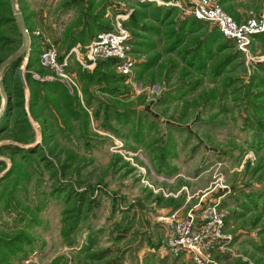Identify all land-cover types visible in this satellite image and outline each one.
Segmentation results:
<instances>
[{"label": "rangeland", "instance_id": "obj_1", "mask_svg": "<svg viewBox=\"0 0 264 264\" xmlns=\"http://www.w3.org/2000/svg\"><path fill=\"white\" fill-rule=\"evenodd\" d=\"M15 1L59 56L122 17L135 63L128 77L70 54L61 78L27 69L28 50L2 83L0 264H195L171 252L170 226L218 198L231 240L207 264H264V33L203 51L216 26L190 28L181 6L195 0ZM220 3L237 22L264 11ZM0 16L14 18L9 0ZM16 29L0 27L9 56Z\"/></svg>", "mask_w": 264, "mask_h": 264}, {"label": "built area", "instance_id": "obj_2", "mask_svg": "<svg viewBox=\"0 0 264 264\" xmlns=\"http://www.w3.org/2000/svg\"><path fill=\"white\" fill-rule=\"evenodd\" d=\"M181 9L187 16L215 25L226 39L235 41L240 48L245 47L253 35L264 33V11L258 17L237 22L223 9L220 0H195L181 6ZM36 35H39L38 31ZM129 37L122 17H117L112 29L98 32L84 51L72 48L61 59L56 44L45 37L39 62L42 67L53 70L58 77L70 78L66 70L70 54H76V61L82 67H90L101 59H114L115 70L130 77L135 60L129 51ZM219 202L218 198L198 214L190 209L183 218L173 220L168 232L172 253L186 252L195 264H207L211 261V250L223 247L231 240V236L222 231L224 215L218 208Z\"/></svg>", "mask_w": 264, "mask_h": 264}, {"label": "trees", "instance_id": "obj_3", "mask_svg": "<svg viewBox=\"0 0 264 264\" xmlns=\"http://www.w3.org/2000/svg\"><path fill=\"white\" fill-rule=\"evenodd\" d=\"M10 1V0H9ZM6 10H7V12L8 13H10L11 11V8H6ZM22 16H23V19H24V24H25V26H26V28L28 29V32H29V37H30V56H29V60H28V63H27V65H26V67H27V69L29 68V67H31V62H35V63H37V64H39V66L40 67H42L41 66V64H40V62H39V54L41 53V51H42V39H41V37H38V36H35L33 33H32V27H30L29 25H27V23H26V19H25V17H24V15L22 14ZM190 18V22H187V23H189V26H190V28L191 29H194L195 31H197V29H202V26L201 25H204V26H206V24L204 23V22H206V21H203V20H198V19H196V18H193V17H189ZM8 19H10V20H8ZM14 18H10V17H4V16H0V27H2L3 26V23H11L12 25H13V28H17V25L14 23ZM208 24V23H207ZM112 29V26H110V27H108L107 29H105V30H111ZM17 30V29H16ZM105 30H103V31H105ZM18 31V30H17ZM19 33V32H18ZM97 34V33H96ZM95 34V35H96ZM263 34V33H262ZM94 35V36H95ZM258 35H261V34H258ZM94 36H92V38L94 37ZM215 39L216 38V40L218 39V38H224V39H226L224 36H222L221 35V33L219 32V30L216 28V27H214V29H213V32L211 33V30H207L206 31V33H205V36L203 37V38H200L199 40H200V43H201V46H202V49H203V51H205V50H209L208 49V44H211L210 43V41H211V39ZM41 39V40H40ZM1 42H3V41H1ZM5 42V41H4ZM21 39H20V35L19 34H17V38H16V41H13V45H17V46H19L20 44H21ZM56 43V42H55ZM72 44H74V42L72 43V42H70V43H68V48L72 45ZM57 46V45H56ZM14 50V48L12 49V48H10V46L8 45V46H6V45H3V47H2V44H0V63L1 62H3L4 60H5V58H7L9 55V53H7V51L8 50ZM13 52V51H12ZM67 52V51H66ZM63 56L61 55V56H59V59H61ZM71 58V57H70ZM21 59H22V57H19V58H16L15 60H13L11 63H9L5 68H4V70H3V73H2V83H3V85H4V87H7V84L9 83V82H11V81H13L14 80V77H15V73H16V71H17V68H18V66L20 65V63H21ZM107 60H110V61H107ZM106 61L107 62H115V60L114 59H106ZM111 62V63H112ZM75 63L77 64V61H75ZM78 65V64H77ZM42 85H43V83H41ZM20 88H19V96L21 95L20 94ZM22 91V90H21ZM22 93V92H21ZM6 111V107H5V110H4V112ZM4 112H3V114L0 116V120L1 119H3L2 118V116H4ZM1 131V130H0Z\"/></svg>", "mask_w": 264, "mask_h": 264}, {"label": "water", "instance_id": "obj_4", "mask_svg": "<svg viewBox=\"0 0 264 264\" xmlns=\"http://www.w3.org/2000/svg\"><path fill=\"white\" fill-rule=\"evenodd\" d=\"M10 3L12 6V13L14 15V20L16 22L17 28L21 34V37H22V43L16 52H14L12 55L8 56L3 62H1L0 72L10 62L15 60L16 58L22 57L23 54H25L29 50V44H30V38H29L28 30L26 29V26L24 24V20L22 18L21 12L16 5V1L10 0ZM19 73H21V70H19ZM0 92L2 95L4 94L1 81H0Z\"/></svg>", "mask_w": 264, "mask_h": 264}]
</instances>
